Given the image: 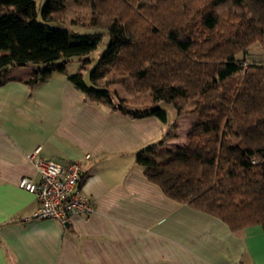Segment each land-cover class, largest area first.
<instances>
[{"label": "trees", "instance_id": "obj_1", "mask_svg": "<svg viewBox=\"0 0 264 264\" xmlns=\"http://www.w3.org/2000/svg\"><path fill=\"white\" fill-rule=\"evenodd\" d=\"M41 1L0 0V86L13 67L44 66L27 82L34 87L61 61L95 51L103 34L72 35L49 25L67 4L89 3L109 19L99 68L128 76L155 102L137 110L115 106L97 82L98 69L90 82L81 73L69 80L86 101L132 119L167 123L160 102L190 101L188 113L173 104L177 117L196 118L183 152L159 163L147 148L137 153L138 166L166 197L220 219L232 232L264 230V0H45L39 11ZM258 46L262 59L249 62Z\"/></svg>", "mask_w": 264, "mask_h": 264}, {"label": "crops", "instance_id": "obj_2", "mask_svg": "<svg viewBox=\"0 0 264 264\" xmlns=\"http://www.w3.org/2000/svg\"><path fill=\"white\" fill-rule=\"evenodd\" d=\"M61 67L34 87L44 66L13 67L0 86V264H264L261 227L232 232L166 197L136 162L147 148L159 163L183 152L195 117L132 119L86 101ZM39 147L45 160L81 162L90 216L35 219L38 203L18 184L39 179L28 159Z\"/></svg>", "mask_w": 264, "mask_h": 264}, {"label": "rangeland", "instance_id": "obj_3", "mask_svg": "<svg viewBox=\"0 0 264 264\" xmlns=\"http://www.w3.org/2000/svg\"><path fill=\"white\" fill-rule=\"evenodd\" d=\"M45 3V0L38 2V10L40 11ZM14 11L16 8L13 9ZM54 21L49 22V25L55 29L70 32L72 35H91L95 33L103 34V39L98 48L88 55L76 57L69 62L61 61L59 65L73 75L83 74L86 82H90V76L93 71L98 69L97 82L100 86L106 87L115 98V106L120 104L126 106L130 110L151 108L154 104V95L152 93H142L138 91L134 81L128 76H116L109 66L99 68V62L109 46V37L105 30L109 19L99 10H94L89 3L83 2L80 5H66L61 11L53 16ZM39 21L44 23L43 17L39 16ZM98 27V28H97ZM253 56L249 62H260L262 59V49L260 46L253 49ZM169 103L160 102L159 107L164 108L169 117V123L172 125L177 116V109L173 104L181 106L182 112L188 113L193 109V104L190 101L185 102L176 98ZM109 108V107H106ZM111 109V108H109ZM232 144H237L238 140L235 134L230 139Z\"/></svg>", "mask_w": 264, "mask_h": 264}, {"label": "built area", "instance_id": "obj_4", "mask_svg": "<svg viewBox=\"0 0 264 264\" xmlns=\"http://www.w3.org/2000/svg\"><path fill=\"white\" fill-rule=\"evenodd\" d=\"M40 154L41 147L28 155L39 179L23 177L18 184L20 189L34 195L38 203L35 219L65 224L73 216H90L94 207L83 190L81 162L59 163L45 160Z\"/></svg>", "mask_w": 264, "mask_h": 264}, {"label": "water", "instance_id": "obj_5", "mask_svg": "<svg viewBox=\"0 0 264 264\" xmlns=\"http://www.w3.org/2000/svg\"><path fill=\"white\" fill-rule=\"evenodd\" d=\"M65 226H68V222L65 223Z\"/></svg>", "mask_w": 264, "mask_h": 264}]
</instances>
